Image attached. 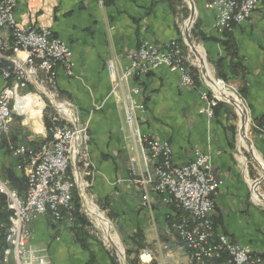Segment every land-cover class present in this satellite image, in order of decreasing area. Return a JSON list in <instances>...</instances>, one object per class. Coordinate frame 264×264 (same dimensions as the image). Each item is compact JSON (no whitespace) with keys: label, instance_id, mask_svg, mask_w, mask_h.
Listing matches in <instances>:
<instances>
[{"label":"crops","instance_id":"obj_1","mask_svg":"<svg viewBox=\"0 0 264 264\" xmlns=\"http://www.w3.org/2000/svg\"><path fill=\"white\" fill-rule=\"evenodd\" d=\"M193 1L196 29L206 37L223 40L211 28L214 21L211 0ZM15 3L13 16L18 24L49 28L53 37L65 43L72 53L71 75L58 66L55 77L58 102L68 103L64 112L69 126L86 129L85 158L78 159V168L73 167L72 172L76 183H83L89 198L107 214L117 238L125 251L130 252L129 259L136 257L138 264L189 262V253L175 230L186 215L151 191L156 161L146 158V145L138 133L141 137L167 142L172 149V162L177 166L186 165L196 151L208 155L211 171L221 182L213 197L215 234L248 247L264 264V202L254 198L251 177L255 168L249 169L246 155L238 151L241 148L237 130L233 135L229 129L231 124H227L225 107L207 121L201 112L204 102L200 98L201 92L207 90L201 83L197 88H181L180 73L176 69L160 68L131 83L114 81L109 76L107 62L113 61L121 73L128 65L126 55L142 42L163 45L179 40L181 31L174 1L16 0ZM226 33L234 47L232 64L238 62L244 68L242 73L232 74V86L236 92L243 90L240 97L252 128L251 140H248L253 153L263 161L257 162L254 154L244 149L252 155L262 175L264 0L255 7L248 21L232 24ZM3 38L7 55L11 52L7 29L3 30ZM204 44L212 61L225 57L220 42L205 41ZM15 58L24 60L25 55L18 54ZM1 60L7 61L0 57ZM6 84L0 77V91ZM132 86L141 89V94L133 98L143 105L144 112L137 111L136 119L129 125L126 107L130 105ZM31 87L37 90L31 84L20 93L30 92ZM21 116L12 113L6 132L0 136V179L8 181L22 197L26 185L24 167H18V159L7 147L22 145L36 150L46 131L41 117L34 121L30 115ZM231 119L232 127H237L236 116L232 115ZM259 190L264 195V181ZM77 193L81 208L89 216L84 201L86 192L77 190ZM85 229L87 233L73 223H53L46 216L38 217L30 225L32 251L43 257L45 264H112V261L123 264L117 254L95 238L89 226ZM136 243L142 246L137 254ZM144 251L149 253L148 258L140 257ZM4 260L3 253L2 264ZM7 261L15 264L12 256Z\"/></svg>","mask_w":264,"mask_h":264},{"label":"built area","instance_id":"obj_2","mask_svg":"<svg viewBox=\"0 0 264 264\" xmlns=\"http://www.w3.org/2000/svg\"><path fill=\"white\" fill-rule=\"evenodd\" d=\"M261 1L211 0L214 10L212 30L221 34L232 24L248 21ZM15 2L0 0V57L7 60L0 61L6 63L0 67V77L7 82L0 91V136L6 132L12 113L23 115L19 101L31 97L28 92L19 95L20 90L26 88L20 87V79H28V85L34 81L37 86L32 85L38 89L40 81H47L55 93L56 68L62 66L65 73L71 75L74 67L69 47L54 38L49 28L23 26L16 22L13 16ZM5 29L10 32L12 55L5 54ZM18 54H24V60L16 59ZM126 58L128 65L121 73L113 61L107 62L109 76L114 81L136 82L160 68H166L179 71L181 88H195L188 66H185L182 49L175 42L156 45L144 41ZM9 93L17 94L16 105H9ZM140 94L139 86L130 87V105L126 107L129 125L136 119L137 111L144 112L143 105L133 98ZM200 96L204 102L202 114L212 118L217 100L211 98L208 91H202ZM56 107L64 112L68 103H60ZM54 119L55 123L50 128L51 139L38 149L22 145L9 147L12 156L18 159V167H24L26 191L21 197L8 181L0 179V204L3 202L10 214L5 233L4 264H9V256L13 257L15 264H45L44 258L32 251L31 223L43 216L53 223H73L72 193L74 190L84 192L85 185L76 183L72 168L76 155L78 159L85 158L86 129L70 127L67 119L62 118L64 121L60 122V117ZM136 134L146 145V158L156 161L151 191L164 203L181 209L187 215L176 224L175 230L189 253L188 264H213L222 256L226 258L223 264H261L259 255L248 247L214 233L211 218L213 197L221 182L211 171L209 157L196 151L186 165L177 166L172 162V150L167 142ZM146 200L144 195L142 201ZM142 256L148 258L150 255L144 251Z\"/></svg>","mask_w":264,"mask_h":264},{"label":"rangeland","instance_id":"obj_3","mask_svg":"<svg viewBox=\"0 0 264 264\" xmlns=\"http://www.w3.org/2000/svg\"><path fill=\"white\" fill-rule=\"evenodd\" d=\"M174 1V5L177 9V16H178V20H179V24H180V38L179 40L181 39L182 42H183V29L185 27V25H187L186 23V20L188 19L189 17V14H190V11H189V6H188V3L184 2L183 0H173ZM193 1V0H192ZM194 2V1H193ZM16 5V4H15ZM195 17H196V9H195ZM196 19H194V22L192 23V26L190 28V37H191V40L192 42L194 43L196 49H197V52H198V55L202 58V61L207 65L210 73L212 74L214 80L216 82H219L222 84V86L224 87V89L228 92H231L237 99H238V102H241L245 108H246V105L244 104V102L242 101L240 95L238 94L237 89H235L233 86H232V79L228 78V82H226L225 80L223 79H219L217 76H216V73L214 71V67L212 66V64L210 63L212 60L209 58V55L207 53V49H206V46L204 44V42L202 40H200L199 38H196V36H194L192 38V35H191V30L193 29L194 25L196 27ZM198 29L195 30V33H198ZM214 33L218 34L217 32L214 31ZM223 33H221L220 35L222 36ZM196 35V34H195ZM170 42H175L176 44H179L178 40L177 41H170ZM180 45V44H179ZM183 45L185 46L184 42H183ZM181 49H182V52H183V47L180 45ZM184 58H185V61L186 63L188 64L187 66L189 68H191V71H194V70H197L198 72V78H199V82L203 85V87L209 92L210 94V97L211 98H214L216 99L217 103H223L224 107H225V113L227 115V124H231L229 129H232V119H231V116L232 115H235L236 116V119H235V123H236V132H237V139H239L238 137V129H239V117H238V114H237V110L229 103L223 101L220 97L217 96V94L212 90V88L209 86L208 84V81L205 80V78L202 76V74L200 73V66H199V63H198V60L197 58L190 52L189 48L187 47V54H183ZM215 61V60H214ZM213 61V62H214ZM41 80V79H40ZM37 90H29L33 96H31L30 98L32 99L31 101V104H30V110L29 112H24L23 115L21 116L22 118H26V115H30L32 116V118L34 119V121H36V119H39L41 117V124H43V119H42V116H43V111L47 108V106H49L51 108L50 111H48V118L50 119L51 123H55V119L56 117H60L59 119V122L60 121H64L62 120L63 119H66V116H65V112L59 110L56 105L60 104L58 102V99L56 97V93L54 94L53 93V89L51 87V84H49L47 81H40V86H39V89L36 88ZM56 92V91H55ZM26 94V93H25ZM19 95L20 96H23L24 93H20L19 92ZM37 98V103H36V99ZM36 104V105H34ZM36 106V107H34ZM41 106L42 108V112L39 113V115L36 116V111H37V108L39 109V107ZM60 109H62L60 107ZM32 110V111H31ZM247 110V109H246ZM202 112V111H201ZM204 115V114H203ZM230 115V117L228 116ZM205 117V115H204ZM214 117V115H213ZM212 118H207V121H211ZM10 123V122H9ZM250 123L251 121H248V126L246 128V135L248 137V139L251 140V134H250ZM44 126V125H43ZM232 132V130H231ZM239 145V144H238ZM171 148V147H170ZM240 150H238L239 152L241 151L242 155H246V165L249 166V169L251 167H253L254 171H255V174H253V177H251V181H255L257 178H259L261 176V171H260V167L258 166L257 163L254 162L253 158H251L252 155H250L245 149L243 146H240ZM172 150V149H171ZM201 152V151H199ZM202 153V152H201ZM204 154V153H203ZM207 155V154H206ZM208 156V155H207ZM259 157V156H258ZM255 160L257 161V159L255 158ZM262 159L258 158V161L261 162ZM257 161V162H258ZM263 161V160H262ZM250 163L252 166H250ZM252 175V174H251ZM87 190V189H86ZM84 190L86 192V199L84 200L87 204V211L89 212V206L91 207H94L95 210H96V213H99L100 215H102L106 220L107 222H109L110 224L112 223L107 214H105L101 207H99L95 202H93V200L91 198H89V196L87 195V191ZM258 192L261 193V191L259 190ZM263 194V193H261ZM84 195V194H83ZM253 195H254V198H256V194L255 192H253ZM88 196V197H87ZM258 201V200H257ZM260 202V201H258ZM262 205L264 206V203H262ZM81 213L84 215V217H86V219L88 220V223H89V229L90 231L92 232V234L95 236L96 239L100 240L102 243H104L107 248L113 252L114 254H117V256L119 257V252L118 250H120L122 252V254L125 255V258H126V262L128 263V259H127V255H126V251H125V247L123 246L120 238L118 239L117 236V232L115 231V229H113L112 227V231H111V234H114V240L116 239V244L117 246L114 248L113 245H111V243L108 242V240L104 237V234L103 232L101 231V228L100 226L98 225L96 219L94 217H92L90 214L89 216L86 215V213L84 212V209H81ZM112 225V224H111ZM120 258V257H119ZM129 264V263H128Z\"/></svg>","mask_w":264,"mask_h":264},{"label":"trees","instance_id":"obj_4","mask_svg":"<svg viewBox=\"0 0 264 264\" xmlns=\"http://www.w3.org/2000/svg\"><path fill=\"white\" fill-rule=\"evenodd\" d=\"M230 26H232V25H230ZM195 30H196V27L194 25L193 29L191 30L192 38L194 36H196V38H199L203 42H205V41H212V42L217 41V42H220L222 47L224 48L225 57H219L214 62L213 61L210 62L212 64V66L214 67V71L216 73V76L219 79H223L226 82H228V78L232 79V74L237 75V74L242 73L244 71V68L242 67V65H240V63L236 62V63L232 64V57L235 58L234 47L232 46V40L229 38V34L226 33V30H224V32L222 34L224 39L220 40V41L213 39V38L206 37L201 32L195 33ZM178 42L183 47V54L184 55L187 54V47L183 45L182 40L180 39V40H178ZM7 55H12V54H11V52H8ZM5 65H6V63L2 62L0 66H5ZM187 65L188 64L185 63V66H187ZM188 69H189L190 75L194 81L195 88L199 87L200 82H199L198 73H197L198 71L197 70L191 71V68H189V67H188ZM238 94L242 97L243 96V90H240L238 92ZM223 107H224L223 103H217L216 107L214 108V115L219 111V109H222ZM50 110H51V108L49 106H47V108L43 111L42 119H43V125L45 128V131H46V136L43 139V141L41 142V144L45 143L51 139L50 128L52 127V123H51L50 119L48 118V111H50ZM231 130L233 132V135H235V127H232ZM251 130H252V128L250 127V131ZM33 145L34 144H30L29 146H33ZM11 146H14V145H11ZM7 148L9 149V147H7ZM25 191H26V185H25ZM72 206L74 209V211H73V225L79 226L82 232L87 233V230L85 228L89 226V223H88V220L81 213V209H82L81 208V201H80V198L78 196L77 190H74L72 193ZM179 210L181 211V213H183V215H186L181 209H179ZM213 210H214V208H213ZM9 216H10V214L7 212V210L5 208V204L2 202L0 204V264H2V262H3V250L6 246V244H5V233H6L8 226H9ZM186 217H187V215H186ZM211 218L213 221V215ZM213 227H214V223H213ZM214 233H215V231H214ZM141 248H142V246L140 244L136 243L135 254H137L138 251L141 250ZM126 255H127V259L129 261L128 262L129 264H138L136 257L129 259V255H130L129 251H126ZM135 256H137V255H135ZM225 259H226L225 256H222L221 258L216 259L213 262V264H223ZM112 264H116V263H114V261H112Z\"/></svg>","mask_w":264,"mask_h":264},{"label":"bare ground","instance_id":"obj_5","mask_svg":"<svg viewBox=\"0 0 264 264\" xmlns=\"http://www.w3.org/2000/svg\"><path fill=\"white\" fill-rule=\"evenodd\" d=\"M197 60H198L200 68H202L204 70L205 80L208 81L209 86H211L212 90L217 94V96L233 101L234 104L236 105V107H238V99L231 92L226 91L221 83L216 82L214 80V78H213L212 74L210 73L207 65L202 61V58L200 56H199V59H197ZM27 86H28V79H20V87H27ZM28 96H33V95L28 92ZM31 98L28 97L26 99H22L19 101V106L21 108L20 110L22 112H27V111L29 112L30 104L32 101ZM16 104H17V94L16 93H9V105H16ZM34 105H36V104H34ZM34 107H36V106H34ZM39 110H40V107H39V109L37 108V111L35 113L36 116L39 115ZM238 111H240V109H238ZM239 142H240V146L248 148L244 139L239 138ZM253 154L258 161L259 157H258L257 153L255 154V152H254ZM89 214L96 219L98 225L101 228V231L104 234V237L108 240V242L111 243V245L116 247L117 241H116V239L114 240V234H111L112 225L109 222H107V220L102 215H100L99 213H96L95 208L92 206L91 207L89 206ZM118 252H120V254H122V252L120 250H118ZM3 253L5 255V248H4Z\"/></svg>","mask_w":264,"mask_h":264},{"label":"water","instance_id":"obj_6","mask_svg":"<svg viewBox=\"0 0 264 264\" xmlns=\"http://www.w3.org/2000/svg\"><path fill=\"white\" fill-rule=\"evenodd\" d=\"M183 1L186 2V3H188L189 11H190L189 17L186 20L187 25H185V27L183 29V42H184L185 46L189 48L190 52L197 59H199L197 49H196L194 43L192 42L191 37H190V34H189L190 28H191L192 23L194 22V19H195V7H194V4H193V1L192 0H183ZM200 73L205 78V76H204V70L202 68H200ZM32 84H34L35 86H37L34 81H32ZM221 99L223 101L231 104L237 110V114H238V117H239L238 135H239L240 138L244 139L247 147L253 153V149H252L251 143L248 140L247 135H246V128L248 126V121L249 120H248V113H247V110H246L245 106L241 102H238V107H239L238 108V107H236V105L234 104L233 101L228 100V99H225V98H221ZM238 109H240V111H238ZM74 167L77 170V168H78V156L77 155L75 156V159H74ZM263 181H264V168L262 169V175H261V177L259 179L255 180L254 181V184H253V192H255L256 196L259 197L260 201H262V202H264V195H261L258 192V188H259V186L261 185V183ZM113 247L115 248V246H113ZM119 257L122 260L123 264H128L126 262V258H125V255L124 254H120V252H119Z\"/></svg>","mask_w":264,"mask_h":264}]
</instances>
